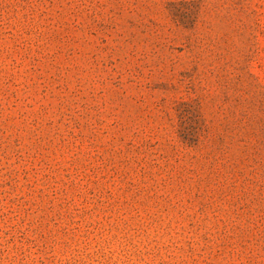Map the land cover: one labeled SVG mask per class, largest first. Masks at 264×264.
<instances>
[{
	"label": "rangeland",
	"instance_id": "374dc122",
	"mask_svg": "<svg viewBox=\"0 0 264 264\" xmlns=\"http://www.w3.org/2000/svg\"><path fill=\"white\" fill-rule=\"evenodd\" d=\"M0 264H264V0H0Z\"/></svg>",
	"mask_w": 264,
	"mask_h": 264
}]
</instances>
